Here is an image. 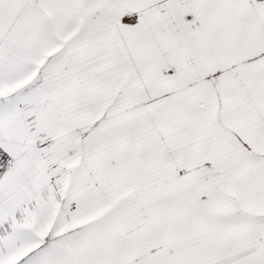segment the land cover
Instances as JSON below:
<instances>
[{
	"label": "snow or ice",
	"instance_id": "obj_1",
	"mask_svg": "<svg viewBox=\"0 0 264 264\" xmlns=\"http://www.w3.org/2000/svg\"><path fill=\"white\" fill-rule=\"evenodd\" d=\"M0 264H264V0H0Z\"/></svg>",
	"mask_w": 264,
	"mask_h": 264
}]
</instances>
